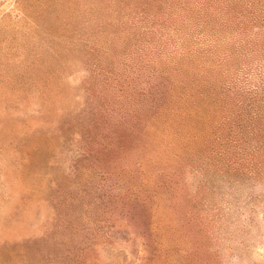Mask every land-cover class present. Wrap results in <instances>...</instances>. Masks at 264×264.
Masks as SVG:
<instances>
[{
    "label": "rangeland",
    "instance_id": "1",
    "mask_svg": "<svg viewBox=\"0 0 264 264\" xmlns=\"http://www.w3.org/2000/svg\"><path fill=\"white\" fill-rule=\"evenodd\" d=\"M263 97L264 0H0V264H264Z\"/></svg>",
    "mask_w": 264,
    "mask_h": 264
},
{
    "label": "trees",
    "instance_id": "2",
    "mask_svg": "<svg viewBox=\"0 0 264 264\" xmlns=\"http://www.w3.org/2000/svg\"><path fill=\"white\" fill-rule=\"evenodd\" d=\"M212 88L200 89L198 91V93H200L202 96H204V95L206 96L208 91ZM195 95H196V93H195ZM207 99L210 101L211 105H217L218 106V105H221L222 101L224 102V100L223 99L221 100L219 98V96H217L216 94L209 95L207 97ZM240 107L245 111V116L243 119H241V120L238 119L236 121H238L244 127H246V125L248 123H251V126H250L251 128L256 126L258 132L264 133V97L262 99L256 100L255 104L252 103V101H247L245 104H240ZM252 108H254L253 111H252ZM236 114H237V112H236ZM228 132L230 133V131H227V133ZM218 139H219V137H218ZM229 140L235 142V145H237V142L235 141V139L233 137H221L219 139V144L225 145V144H227V142ZM260 146H261V143L259 142L256 145V149L250 150V155H247L248 150L245 152H240L239 153L240 160L238 161L237 165H233L232 173L233 174H243L242 165H244L246 163V160H248V165H250L251 167L261 166V164L263 162V155L260 153ZM187 150L189 152L191 151L189 149H187ZM206 151H208L207 147L204 146L202 148H199L198 151L196 153H194V155H193V153L187 154L185 156V163H187V162L188 163H196L197 162V163H200L199 166L204 167L203 172H202L204 175V178H203V181H201V183H202V186H204V192L205 193L202 191V189H203L202 186L200 188L196 187L195 192L197 193V192L202 191L203 193L200 194V199L203 196H207L211 200V202H213L212 197L215 195V192H216L213 185H212V183L214 182V178L216 175L223 176V174L228 173L227 169H228L229 163L227 161L228 157H223V159H222L221 156L223 154L220 151H215L212 154H210V153L207 154ZM233 160H235V159H232L231 162ZM221 167H222V172L219 170V169H221ZM198 199L192 200L193 203L190 204V207L196 205L198 202ZM188 200H190V197L188 198ZM201 205L198 207H201Z\"/></svg>",
    "mask_w": 264,
    "mask_h": 264
}]
</instances>
